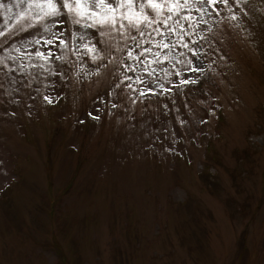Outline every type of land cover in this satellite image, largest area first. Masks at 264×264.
<instances>
[{
	"label": "rangeland",
	"instance_id": "rangeland-1",
	"mask_svg": "<svg viewBox=\"0 0 264 264\" xmlns=\"http://www.w3.org/2000/svg\"><path fill=\"white\" fill-rule=\"evenodd\" d=\"M0 264H264V0H0Z\"/></svg>",
	"mask_w": 264,
	"mask_h": 264
}]
</instances>
